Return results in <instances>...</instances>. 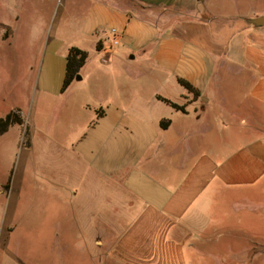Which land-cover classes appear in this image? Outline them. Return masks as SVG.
<instances>
[{
  "label": "crops",
  "instance_id": "1",
  "mask_svg": "<svg viewBox=\"0 0 264 264\" xmlns=\"http://www.w3.org/2000/svg\"><path fill=\"white\" fill-rule=\"evenodd\" d=\"M60 12L73 30L45 50L37 102L94 80L61 135L70 141H54L70 158V204L131 220L112 244L122 264H193L194 235L200 247L228 233L251 245L230 264H254L264 254V24L249 22L264 20V0H63ZM70 48L87 59L61 92ZM223 192L222 218L235 222L221 229Z\"/></svg>",
  "mask_w": 264,
  "mask_h": 264
},
{
  "label": "rangeland",
  "instance_id": "2",
  "mask_svg": "<svg viewBox=\"0 0 264 264\" xmlns=\"http://www.w3.org/2000/svg\"><path fill=\"white\" fill-rule=\"evenodd\" d=\"M62 4L0 0V119L17 110L23 120L0 135V264H122L112 258V244L131 220L80 215L70 204V192L61 187L72 176L70 158L54 144L58 138L70 141L61 135L69 136L79 100L94 80L84 74L82 83L58 99L38 103L35 97L45 50L55 40L70 41L73 28L61 15ZM230 203L229 192H223L218 218L215 215L221 229L235 222L222 218ZM205 236L211 242L199 247L202 236L194 235L195 248L185 252L193 264L198 259L203 264H230L238 259V249L251 246L240 234ZM98 240L102 248L95 245ZM253 259L254 264H264V254Z\"/></svg>",
  "mask_w": 264,
  "mask_h": 264
},
{
  "label": "trees",
  "instance_id": "3",
  "mask_svg": "<svg viewBox=\"0 0 264 264\" xmlns=\"http://www.w3.org/2000/svg\"><path fill=\"white\" fill-rule=\"evenodd\" d=\"M87 59V54L84 51L78 50L76 48H70L65 57V71H64V79L62 82L61 92H64L79 76V73L84 66ZM178 84L190 95H192L193 99L199 97V92L194 89L190 84L183 80H178ZM163 103L167 104L171 108L177 111L183 112L181 107H178L166 100H161ZM97 117L102 115L101 112H96ZM23 124V120L19 111L10 112L3 119H0V135L4 134L10 127L14 125L21 126ZM167 122H161V128L165 129L167 127ZM27 133L25 134L26 137Z\"/></svg>",
  "mask_w": 264,
  "mask_h": 264
},
{
  "label": "water",
  "instance_id": "4",
  "mask_svg": "<svg viewBox=\"0 0 264 264\" xmlns=\"http://www.w3.org/2000/svg\"><path fill=\"white\" fill-rule=\"evenodd\" d=\"M249 23L254 25V26L259 27V26H261V23H262V25L264 24V20L263 19H257V20L250 21ZM76 80H79V77H77Z\"/></svg>",
  "mask_w": 264,
  "mask_h": 264
},
{
  "label": "built area",
  "instance_id": "5",
  "mask_svg": "<svg viewBox=\"0 0 264 264\" xmlns=\"http://www.w3.org/2000/svg\"><path fill=\"white\" fill-rule=\"evenodd\" d=\"M110 33L113 36L112 44L113 46H116L117 45V41H116L117 32L115 30H110Z\"/></svg>",
  "mask_w": 264,
  "mask_h": 264
}]
</instances>
